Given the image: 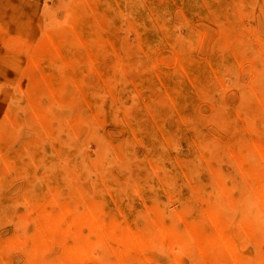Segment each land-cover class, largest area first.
Returning a JSON list of instances; mask_svg holds the SVG:
<instances>
[{
  "label": "rangeland",
  "instance_id": "1",
  "mask_svg": "<svg viewBox=\"0 0 264 264\" xmlns=\"http://www.w3.org/2000/svg\"><path fill=\"white\" fill-rule=\"evenodd\" d=\"M263 161L264 0H0V264H257Z\"/></svg>",
  "mask_w": 264,
  "mask_h": 264
},
{
  "label": "bare ground",
  "instance_id": "2",
  "mask_svg": "<svg viewBox=\"0 0 264 264\" xmlns=\"http://www.w3.org/2000/svg\"><path fill=\"white\" fill-rule=\"evenodd\" d=\"M261 162H259L258 164H260ZM263 163H264V161H263ZM259 166V165H258ZM257 166V167H258ZM261 167H259V170L258 171H256L254 174V177H255V180L256 181H258V182H262L263 180H262V176H263V178H264V164L262 165H260ZM258 178V179H257ZM260 180V181H259ZM262 180V181H261ZM257 186H258V184H257ZM260 194V193H259ZM258 201H259V203L261 204V205H263V207H264V194L262 193L261 194V196H258V199H257ZM263 207L262 208H260V214H259V212L258 213H255L254 215H252V217H251V219L250 220H253V221H255V227H254V224L251 226V228H254L255 230L256 229H261V226L262 227H264V209H263ZM257 222V223H256ZM261 225V226H260ZM254 230V231H255ZM253 231V232H254ZM262 231V230H261ZM159 233V232H158ZM157 234V233H156ZM161 235V234H160ZM165 236H166V234H164ZM162 236V235H161ZM259 238V237H258ZM160 239L162 240V241H164V238H163V236L162 237H160ZM260 240L261 239H264V238H262V236H261V238H259ZM231 244L234 246V240L233 239H229V240H227V245H228V248H229V251H233L231 248H232V246H231ZM256 258V257H255ZM255 260V259H254ZM253 260V262H257V264H264V256H259L258 258H256V261H254ZM245 263H246V261H245ZM247 264V263H246ZM253 264H255V263H253Z\"/></svg>",
  "mask_w": 264,
  "mask_h": 264
}]
</instances>
